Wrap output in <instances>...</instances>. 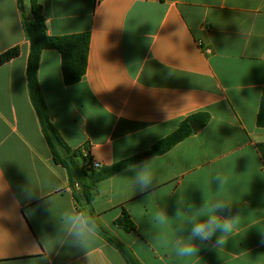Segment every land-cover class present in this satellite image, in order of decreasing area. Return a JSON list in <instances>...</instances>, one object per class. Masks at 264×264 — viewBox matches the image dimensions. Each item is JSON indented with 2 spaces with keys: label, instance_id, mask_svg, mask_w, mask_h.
Wrapping results in <instances>:
<instances>
[{
  "label": "crops",
  "instance_id": "0c3cea01",
  "mask_svg": "<svg viewBox=\"0 0 264 264\" xmlns=\"http://www.w3.org/2000/svg\"><path fill=\"white\" fill-rule=\"evenodd\" d=\"M46 32L89 33L87 67L77 84L62 80L60 55L40 56L38 85L53 128L101 168L147 152L196 114L204 127L163 155L97 185L92 202L101 223L141 264H264V163L256 126L264 92V0H38ZM0 264H126L99 236L78 241L68 217L77 212L65 170L53 162L30 103L29 45L17 0H0ZM153 167L152 185L134 184ZM217 173L229 177L223 191ZM227 199L241 215L223 247L215 237L198 255L177 258L168 246L177 209ZM122 211L135 231L114 225ZM157 211L171 221L161 225Z\"/></svg>",
  "mask_w": 264,
  "mask_h": 264
},
{
  "label": "trees",
  "instance_id": "16d2710c",
  "mask_svg": "<svg viewBox=\"0 0 264 264\" xmlns=\"http://www.w3.org/2000/svg\"><path fill=\"white\" fill-rule=\"evenodd\" d=\"M22 15V29L29 45L26 60V83L30 103L37 116L38 123L47 142L53 162L62 167L67 176L68 188L72 193L77 212L89 215L97 226V236L115 249L126 264H141L132 250L118 240L99 220L92 208V202L97 195V185L120 171L137 165L144 160L165 154L176 144L188 138L206 125L208 114H196L180 123L178 128L155 143L147 152L117 162L110 167L93 169L89 156H84L81 150H71L60 138L51 124L46 105L38 85V67L40 56L45 50H56L60 55V69L63 83L71 86L80 82L85 74L90 43L89 33L70 34L59 37L49 36L46 32L42 6L38 0H17ZM19 48L13 47L0 54V66L15 59ZM196 121L194 130L190 122ZM256 126L264 129V92H262L256 115ZM262 163H264V143L256 145ZM114 225L126 233L135 231L130 216L122 211Z\"/></svg>",
  "mask_w": 264,
  "mask_h": 264
},
{
  "label": "clouds",
  "instance_id": "9594fccd",
  "mask_svg": "<svg viewBox=\"0 0 264 264\" xmlns=\"http://www.w3.org/2000/svg\"><path fill=\"white\" fill-rule=\"evenodd\" d=\"M154 177L153 167L145 162L137 171L134 184L139 185L141 189H147L152 185ZM215 179L219 183V191H223L228 184L229 177L225 174L217 173ZM231 203L227 199H208L206 196L200 207L190 206V210L185 212L177 209L175 216L180 221L177 231L190 226L189 234L186 237L176 236L168 241L171 252L179 259L185 260L194 255H198L200 246L195 242H201V245H208L215 237L214 247L219 249L226 245L233 238L237 225L240 222L241 215H220L221 211L229 210ZM156 220L161 225L170 223L171 218L162 211L155 213ZM73 234L78 241L83 242L97 234V226L89 215L76 213L68 217Z\"/></svg>",
  "mask_w": 264,
  "mask_h": 264
},
{
  "label": "built area",
  "instance_id": "2783aa9c",
  "mask_svg": "<svg viewBox=\"0 0 264 264\" xmlns=\"http://www.w3.org/2000/svg\"><path fill=\"white\" fill-rule=\"evenodd\" d=\"M83 155L87 157L88 153L86 151H83ZM91 167L93 169H99L101 167V165L97 162H91Z\"/></svg>",
  "mask_w": 264,
  "mask_h": 264
},
{
  "label": "water",
  "instance_id": "95a60500",
  "mask_svg": "<svg viewBox=\"0 0 264 264\" xmlns=\"http://www.w3.org/2000/svg\"><path fill=\"white\" fill-rule=\"evenodd\" d=\"M197 124H196V121H191L190 122V127L192 130H194L196 128Z\"/></svg>",
  "mask_w": 264,
  "mask_h": 264
}]
</instances>
